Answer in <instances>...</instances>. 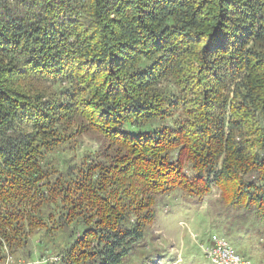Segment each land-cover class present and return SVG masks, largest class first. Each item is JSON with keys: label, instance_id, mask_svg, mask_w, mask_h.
Instances as JSON below:
<instances>
[{"label": "trees", "instance_id": "1", "mask_svg": "<svg viewBox=\"0 0 264 264\" xmlns=\"http://www.w3.org/2000/svg\"><path fill=\"white\" fill-rule=\"evenodd\" d=\"M213 189L264 231V0H0V264H124Z\"/></svg>", "mask_w": 264, "mask_h": 264}, {"label": "rangeland", "instance_id": "2", "mask_svg": "<svg viewBox=\"0 0 264 264\" xmlns=\"http://www.w3.org/2000/svg\"><path fill=\"white\" fill-rule=\"evenodd\" d=\"M96 148L95 136L85 134L76 139L66 156L81 162L85 153ZM212 235L224 238L248 264H264V231L243 224L235 213L227 212L217 189H213L200 206L191 205L179 196L167 198L159 207L145 238L124 264H211L203 249L208 246ZM31 241L37 260L41 254L36 239Z\"/></svg>", "mask_w": 264, "mask_h": 264}, {"label": "built area", "instance_id": "3", "mask_svg": "<svg viewBox=\"0 0 264 264\" xmlns=\"http://www.w3.org/2000/svg\"><path fill=\"white\" fill-rule=\"evenodd\" d=\"M205 258L211 264H248L242 257H240L234 250L228 245L224 238L217 235H212L209 239V244L203 249ZM58 257L44 255L33 262H16L14 259L6 253V256L2 264H57Z\"/></svg>", "mask_w": 264, "mask_h": 264}]
</instances>
